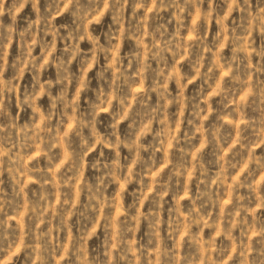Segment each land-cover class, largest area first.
I'll return each instance as SVG.
<instances>
[{
  "label": "clouds",
  "instance_id": "9594fccd",
  "mask_svg": "<svg viewBox=\"0 0 264 264\" xmlns=\"http://www.w3.org/2000/svg\"><path fill=\"white\" fill-rule=\"evenodd\" d=\"M0 264H264V0H0Z\"/></svg>",
  "mask_w": 264,
  "mask_h": 264
}]
</instances>
